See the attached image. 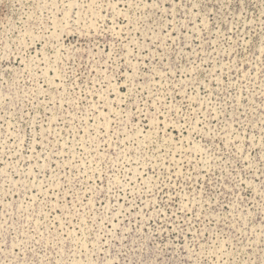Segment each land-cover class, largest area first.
I'll return each mask as SVG.
<instances>
[{
    "label": "rangeland",
    "instance_id": "374dc122",
    "mask_svg": "<svg viewBox=\"0 0 264 264\" xmlns=\"http://www.w3.org/2000/svg\"><path fill=\"white\" fill-rule=\"evenodd\" d=\"M0 264H264V0H0Z\"/></svg>",
    "mask_w": 264,
    "mask_h": 264
}]
</instances>
